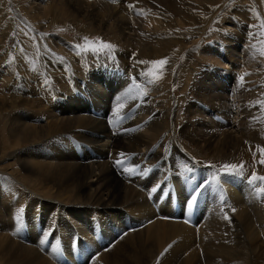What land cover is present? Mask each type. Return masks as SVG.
<instances>
[{
    "label": "bare ground",
    "instance_id": "obj_1",
    "mask_svg": "<svg viewBox=\"0 0 264 264\" xmlns=\"http://www.w3.org/2000/svg\"><path fill=\"white\" fill-rule=\"evenodd\" d=\"M19 1L21 2L22 0ZM63 1H65L66 4L72 3L75 5L77 7L75 10L82 15L87 13L91 14V16L88 15L89 18L87 19H90L96 26L102 27L105 31L108 29L110 30L111 27H115L117 30L114 34H118V36L122 37L120 39H123V41L126 42L125 44L131 42L133 44L134 41L140 42L138 40L141 34L139 33V31H141L140 29L160 31L168 28V26L164 24L167 23L165 16H162V19H159L156 15H161L160 13L150 14V11H148L150 6L152 7V5H155L151 2L152 0H140V2L137 0L138 2L136 3H140L142 8L137 14H130L131 16L127 15L129 11L124 13L123 10H119L120 8L118 9V6L116 7V5L109 4V2L108 4L112 6L109 7L111 15H101L98 14L99 12H96L97 14H92L96 11L94 7L95 5H90V3L84 2L85 0H62V2ZM153 1L158 5L160 1L163 2L165 0ZM213 1L214 3L217 2V0ZM102 2H104V0H102ZM254 2H256V0ZM33 3L35 2L33 1ZM223 3L226 6V1ZM262 3H264L263 0ZM37 4L39 5L41 3ZM134 4L135 2L133 5ZM27 5L23 6L24 9L28 8L26 7ZM140 6H136L135 8ZM31 7L32 6H30V8ZM154 7L152 8L154 9ZM253 7L259 11L258 6L253 5ZM34 8L37 9V7ZM34 8L32 10H34ZM89 8L93 11L92 13L88 11ZM216 8L217 10H220L221 8L222 11V4H219ZM40 11L37 10V12ZM180 11L185 14L182 10ZM42 14L44 13L42 12ZM259 14H262V12ZM33 15H35V13ZM44 15L46 16L47 14ZM82 17L84 18V16ZM180 17V20L177 19L176 24L174 23L175 27L187 23L184 21L187 20V15ZM20 19L27 23L24 18ZM188 19H191V17ZM211 20H213V18ZM72 21L73 19L71 22ZM237 21H235V23L232 22V27L237 26ZM31 22L33 23L34 21L31 20ZM31 22L29 21V23ZM226 22H228V19ZM85 25L87 24L85 23ZM174 25L171 27L174 28ZM238 25H240L241 30V24ZM19 27H21V25L18 26V28ZM232 27L231 30H233ZM37 29L39 30V28ZM228 29H230V27L224 25L222 30L226 33L228 32ZM36 32V30H33V32L29 33H31L32 36L35 37L34 39L41 44L45 39L42 37V40H40V37L36 35ZM236 37L240 38H233L232 40L244 41L245 44H242V48L239 52H236L235 49L229 50V53H232L234 56L232 59L233 64L227 68L225 67L214 71L215 73L212 74L213 77L207 79L204 78L200 81L198 80L197 89L192 87L191 91H188V93H178L177 95L174 93L176 97L170 96V98H165L166 93L157 95L156 93L159 91L157 90L158 88L154 84L153 86V82L150 83L148 81L149 78H147V81H144V88L152 85L151 94L155 95H152L151 98L148 97L149 100L146 104L143 103L144 110L143 108L142 110L144 112L141 116L137 118L133 117L134 119L132 118L131 121L129 120L127 122L122 119L125 122L123 125L128 124L129 126V124H133V122H138V124H140L141 127L138 129L133 128L135 130H133V132L131 131L132 133L130 134L121 132V128L113 127L111 129L104 124L103 117L105 116H103V113L111 107L118 109V106L116 105H119L120 103L122 104V106L120 104L121 109L124 110L134 99L132 96L133 94L130 95V92H128V88H125L124 86V88L117 87L118 80H121V78L118 79L119 73L116 72L118 73L116 74L114 71H112V73L108 69H105V73L88 74L89 78H87V80H84L86 77L81 78L84 80L82 82H85L82 91L84 92V98L86 100L78 94L82 92L76 93V89L74 90L71 88L70 90L67 88L65 89L67 93L65 98L56 101H49V99V103L42 102L37 98L36 103L34 98L30 99L32 96H29V98L21 96L15 100H8L6 97L2 99L0 98V108H2L0 109V264H59L60 259L58 258H61L62 255V248L59 249V244L63 239L69 237L67 236L64 238L63 233L66 232L67 234V232L70 231L76 232L79 239L82 240L81 242H78L81 250V252H79L82 254V257H84L83 254H86L85 252L89 251L88 255L85 256V259L82 257L80 259V253L77 251L76 252L79 256H70L68 253L65 254L66 251H63V255L68 254V256H70V258L68 256V259L66 258L68 261H75L79 258L80 260H77L79 262L78 264H249L248 261L243 262L239 258L242 250H247L250 254L260 258L262 253L260 249L264 248V206L263 201H260L262 204L259 202L257 203L260 199H256L257 201H255V192L253 193L254 187L249 184L246 176L250 173L251 168L253 167V161H251V159L257 158L258 164H261V157L264 159V153L258 149L260 143L257 142V139L264 136V115L259 117V120L251 117L255 115V112H253L255 108L264 109V98H261L258 94L262 90L264 91V55L260 57L257 54V50L261 46L259 47L257 43L248 39L246 35L242 34V36ZM221 40L222 38L220 37L217 44L220 49H226V37H224L225 43L221 42ZM61 41L62 44L59 45L57 39L54 40L53 42L56 45L54 46L56 48L63 47L65 39H61ZM252 45L257 48H252ZM261 49H264V47ZM55 58L56 57L54 56V59ZM50 66L51 65H49V67ZM126 68H129V66ZM243 71H245V73L248 72V76H246ZM236 74H238V78L235 80V76L232 75ZM128 75L125 76L127 79ZM140 77L142 76H139L138 78L141 79ZM132 78L134 77L132 76ZM127 79L126 81H128ZM256 80H259V82L256 83ZM131 83H133V80ZM131 83L129 84L131 85ZM134 83L132 84L133 86ZM148 83L149 86L147 85ZM124 84H121V86ZM136 85L137 83L135 84V87ZM138 90L143 91L144 89L141 90L140 88ZM140 91L136 90V92ZM57 98L60 97L58 96ZM258 98L261 100H257ZM34 102L36 105L32 104ZM15 105L20 107L15 110L16 112L13 113V115H10L7 118L8 115L6 116V110L8 107ZM134 108L135 106L131 109L134 110ZM91 109L92 111H96L95 113L97 115H93L92 113L94 112L90 113ZM113 110L116 111L115 109H112V111ZM135 110L137 112L136 108ZM204 110L209 112V118ZM42 114L44 117L40 116ZM136 114L138 116L139 113ZM214 115H217L218 119L215 118ZM38 116L43 119L41 120L40 118L41 121H38ZM144 119L145 122L141 125L139 121L142 120L143 122ZM116 123H118V121ZM2 128L5 130L4 133L2 132ZM124 131L126 130L124 129ZM72 136H76L82 141L88 143L90 145L89 147L93 149V153L88 154V151H84L85 153L81 154L82 156H80V153L79 155H76L78 153H74L70 145L72 139L73 141L75 140ZM6 137L9 139L6 140ZM177 137L181 141L180 144L183 145V147L190 149L196 156H201L204 160L217 159L222 162L223 165L230 164L227 163L230 160H233L231 163L237 160L238 164L241 161H244L242 165H237L238 168L236 170H228L230 172L227 180L225 182L222 181L224 184L220 189L223 188L225 202L228 201V204H230L229 207H220L222 201H219V207H215V205H218L217 202H214L215 199L212 203H209V195L213 191L215 192L217 188H215L216 186H211L214 185V183L211 184V188H215V190L213 189V191L210 192L208 189L209 183H205L204 181L206 180L205 176L203 177L204 179H200V177L198 179L195 177L197 175V172H195L196 167L200 166L198 163L190 164L189 168H187L188 166L186 164L187 167H183V170L185 169V171L181 169L184 173L178 171L180 168L178 170L175 168L176 170L174 169V172L171 170V174L168 173L171 181L168 183L167 179V183L164 182L166 185L164 184V187L161 185L163 187L160 192L161 200L156 198L155 201H153L155 204L152 203L153 207L155 205V207H158V212H155L156 208L155 211L153 210V207L145 199L144 193L142 194V191L137 188L138 186L136 187L132 184L134 181L132 177V182L129 177V181L121 178L122 175L120 176V170L118 171L116 169L112 160V157L118 155L117 153L121 152L123 154V151L125 150H136L135 152L140 154L142 150L140 148L143 146L146 150L151 148L150 153L158 154L161 141ZM76 142H78V140ZM165 142L167 143V141ZM78 143L80 144V142ZM73 145L77 148L78 144L76 145L74 143ZM176 146L178 147V145ZM180 148L181 146H179L178 149ZM147 151L146 153L149 152ZM143 152L141 153L142 156L144 154ZM258 152L262 154H258ZM186 153L189 155L188 152ZM166 156L168 157V155ZM120 157H122V155ZM134 158L133 160H135ZM137 158H140L139 155ZM174 158L175 157H173V159ZM186 158L188 159V157ZM156 162L158 161L156 160ZM178 163L180 162L178 161L176 164ZM185 163H187L186 160ZM139 164L141 163L139 162ZM143 165L145 166L149 164L144 163ZM158 165V167H160L161 163L159 162ZM171 165H173V163H171ZM138 166L133 167L136 168ZM151 166H153V163ZM141 167L143 166L141 165ZM212 168L210 171H212ZM207 169L208 168H206V170ZM124 170L126 169H123V171ZM164 170L166 169L164 168ZM134 172L135 169L133 173ZM154 173L155 172H153V174ZM161 173L159 174L160 178ZM211 173L212 175H215L213 172ZM251 173H253V171ZM131 174L132 173H129V175ZM159 175H153L154 177L157 176L155 179L156 181L159 179ZM200 175L201 174L198 172V176ZM208 175H210V173ZM249 176L248 178L251 177ZM194 178L198 179L200 182L199 185H196V187L198 186L197 188H195L196 183L193 181ZM211 178L213 179V176ZM143 180L144 179L142 178L141 182H143ZM164 180H166V178ZM211 181L212 180H210V182ZM161 183L163 182L161 181ZM219 184H221V182ZM219 184L218 186L220 187ZM154 186H152V188L157 189ZM157 186L159 187V185ZM152 188L149 187L148 190L151 191ZM220 189H217V192L221 193L222 190L220 191ZM158 191L160 190L157 189V192ZM249 191L251 192L249 193ZM208 192L210 194H208ZM153 193H151L152 195L148 194L153 196L150 199L159 197L155 196L156 194L153 195ZM158 194L159 193H157V195ZM192 195H197V199L196 202L189 207L187 201ZM207 195L209 198L206 197ZM218 195L220 196L221 194ZM219 196L218 198L220 199ZM146 197L148 198L149 196ZM213 197L215 198V195ZM222 197L223 196L221 195V198ZM206 198L208 199V204ZM218 198L216 200H218ZM203 203L207 205L205 206L207 209L202 206ZM230 208L234 211H230ZM15 212H17L18 215L22 212L24 218L23 216H20L18 220V216ZM13 215H16V217H14V222L11 223ZM48 215L53 217V219H56V221H58L57 223H60L61 232H59V228H57L58 230H56V227L54 230L50 228L52 232L49 233L48 238L46 237L47 239L43 242L45 243V247H43L44 249L40 248L43 250L46 249V251L48 250L46 256V252H43L42 250L40 251L39 248L37 249L38 246L36 245L40 244L39 242L42 241L47 232L45 233L44 227L41 229L40 233L35 232L34 228H36L37 223L43 225L42 222L44 220L47 221L46 219H48ZM225 215H227L228 219L224 218ZM221 219L224 220L221 221ZM128 220L133 221L134 223L131 222L132 224L124 227L123 223ZM17 222L20 227H18ZM12 224L17 225V229L19 228L17 232L20 234L15 232L16 226L15 228H12L17 234V238L16 236L10 235L11 232L9 229L11 226H14ZM122 227H124L123 230ZM12 229L11 231L14 233ZM37 229L38 227L36 230ZM119 229L122 230V233ZM117 230H119L121 235H119ZM99 233L102 238L106 240L101 244H98L95 239L96 236L98 240L100 239L98 238ZM58 236L59 239H61L60 242L57 241ZM72 241L73 240L71 239L69 242L73 243ZM165 249H167V251H165ZM69 250L71 251V249ZM73 252L75 253V250H73ZM162 253L163 255H161ZM83 259L84 262L82 261ZM73 263L74 262L71 264ZM259 264L264 263L259 262Z\"/></svg>",
    "mask_w": 264,
    "mask_h": 264
},
{
    "label": "rangeland",
    "instance_id": "obj_2",
    "mask_svg": "<svg viewBox=\"0 0 264 264\" xmlns=\"http://www.w3.org/2000/svg\"><path fill=\"white\" fill-rule=\"evenodd\" d=\"M17 1H19V0H0V98L2 99L4 97H6L8 100H11V99L15 100L16 98L21 97V96L27 97V98H29V96L30 97L32 96V98H30V99L34 98L35 102H36V98H37L42 102L49 103V101H56V100H59V99L61 100V99L65 98V95L67 94L65 91L66 88L69 90H70V88L74 89V90L76 89V91H77L76 93L82 92L83 94L82 93H78V94H80L81 97L84 98V92L82 90L84 88L83 85L85 82H82V81L87 80V78H89L88 76L91 73H105V71L108 69L111 72L114 71V73H116V72L119 73V74L118 73H116V74H118V79L121 78V80L120 79L119 80H120V82L121 81L122 82L120 83L118 80L117 87L119 88V87L124 86L125 88H128L127 89L128 92H130V95L133 94L132 96L135 99V100L133 99L131 104L128 105L129 107L126 106L125 109L123 108L125 111L121 109L122 104L120 103L121 106H120V104L116 105V106H118V109L111 107L112 109H115L116 111H114V110L112 111V109L110 108L111 110L109 109L105 113H103L104 114L103 116H105V117H103V121H104L105 126H107L108 128H111V129L113 127L114 128H116V127L121 128L120 131L125 133V134H130L136 128L138 129L139 127H141L140 124H138V122L137 123L133 122V124L132 123L129 124V126L133 125L134 127L133 126L129 127L128 124L127 125H123V124H125V122H127L129 120L131 121L133 117L137 118V117L142 115V113L144 112L143 111L144 110V104H146L148 102L149 98H151L152 95H155V94H151V90H152V87L154 85L158 88L157 90H159L156 93L157 95L166 93L165 98H170V96L176 97V95L178 93H184V92L188 93V91L190 92L192 87L194 89H197L198 88V83H197L198 80L200 81L204 78L207 79V78L213 77L212 74L215 73L214 71L231 66L233 64L232 59L234 58V56L232 55V53H229V50L235 49L236 52H239L242 48V44L243 43L245 44L244 41L232 40L233 38H240V37H236V36H242V34L246 35V37L248 39L257 43L259 47L261 46L260 48H258L257 54L260 57H262L264 55V49H261L262 47H264V5H263L264 3H262V0H256L257 3L254 2L255 0H245V1L244 0H217V2H219V3H217V2L214 3L213 0H171L172 2L165 0L163 2L160 1V3H158V5L155 1L150 0L152 3L155 4V5H152V7L155 6L156 8L154 7V9H153L150 6L148 8V11H150V14L160 13L161 15H159V14L156 15V17L159 19H162V16H165L167 23H164V24L167 25L168 28H166L165 30H160V31H155V30L153 31L151 29L150 30L140 29L141 31H139V33H141V34H140V38L138 39L140 42L134 41L133 44H132V42L129 44H125L126 42H124L123 39H120L122 37L118 36V34H114L117 30L115 27H111L110 30H112L113 31L112 32L109 29L105 31L102 27L96 26L94 23L91 22L90 19H87V18H89V16H91V14H88L87 12H85V13H87L85 15L80 14L77 10H75L77 7L75 5H73L72 3L66 4L65 1L62 2V0H33L35 3H33L32 0H30V1L29 0H22L21 2L20 1L17 2ZM115 1L114 0H108V1L104 0V2H102V0H85L84 2L90 3V5H95L94 7H95L96 11H94V13H92L93 11L91 10V8H89L88 11L90 13L95 14L96 12L97 13L99 12L98 14H101V15H105V14L111 15L109 7H112V6H110L109 4L116 5V7L118 6V9L120 8L119 10H123L124 13H127L129 11L127 13L128 16H131L130 14H132V15L137 14V12H139L142 8V5L140 3H136V2H138L137 0H128V1L127 0H115ZM131 1H133V2H131ZM209 1H211L212 3ZM224 1H226V3H227L226 6L223 3ZM108 2H109V4H108ZM134 2H135V4H134L135 6L133 5ZM139 2H140V0H139ZM251 2H252V4H251ZM263 2H264V0H263ZM28 3H30V4H28ZM37 3H41V4L38 5ZM213 3H214V5H213ZM161 4H163V5H161ZM219 4H222V8H223L222 11H221V8H220V10H217V8H216ZM25 5H27L26 7H28V8L24 9L23 6H25ZM43 5H44V7H43ZM45 5H46V7H45ZM253 5L258 6L259 7L258 9L260 12H262V14H259L260 12L256 8H254ZM30 6H32V7L30 8ZM136 6H140V7L135 8ZM34 7H37V9ZM33 8H34V10H32ZM42 8H43V10H42ZM48 8H49V10H48ZM133 8H134V10H133ZM170 8L172 9V11ZM98 9H99V11H98ZM37 10L38 11L41 10L44 14H47V15L45 16L44 14H42L41 11L37 12ZM166 10L168 11V13ZM180 10L185 12V14H183ZM100 11H101V13H100ZM174 12H177V13H174ZM34 13H35V15H33ZM209 13H210V15H209ZM184 15H187L188 18L191 17V19L187 18V20H184L187 22L186 24L179 25L178 27H175L174 23L176 24L177 19L180 20V18H181L180 16L184 17ZM82 16H84V18ZM20 18H24V20L30 26L27 23H25L24 21H22ZM212 18H213V20H211ZM72 19H73V21L71 22ZM227 19H228V22H230V23L226 22ZM31 20L34 22L37 21L38 23L37 22L32 23ZM29 21L31 23H29ZM235 21L238 22L237 26L232 27V24L235 23ZM85 23L87 25H85ZM35 24H37V25H35ZM238 24H241V30H240V25H238ZM20 25H21V27L18 28V26H20ZM172 25H174V28L171 27ZM224 25H227V27H230V29H228V32H226V33H225V31L222 30ZM162 26H163V24H162ZM231 27L233 30H231ZM37 28H39V30ZM33 30L37 31L36 35H38L40 37V40H42V37L45 39V40L43 39L44 42L42 41L41 44H39L34 39L35 37L32 36L31 33H29V32H33ZM40 34H41V36H40ZM142 34H143V37H142ZM231 34H232V37H231ZM115 35H117V36H115ZM46 37H49V38H46ZM85 37H87L89 41H93V42L96 41V38H99V41H101V42L112 44L114 46V49L111 52H109L107 50L102 51V52H92L90 50L89 51L78 50L76 48V45L79 44L83 47L86 43L85 39H84ZM116 37H118L119 40ZM220 37L222 38L221 42L225 43V41H226V43H225L226 49H220L219 45L217 44ZM224 37H226L227 40L224 41ZM63 38L65 39L64 46L61 48H59V47L56 48L55 47L56 45L54 44L53 41L57 39V41H58L57 43L59 45H61L62 44L61 39L64 40ZM162 38H164L165 40ZM142 39H144V40H142ZM51 40H53V41H51ZM119 41H120V43H119ZM47 42H49V43H47ZM74 45H75V47H74ZM48 46H49V48H48ZM94 46L99 47V44H94ZM251 47L257 48L254 45H252ZM222 50L223 51L225 50V51L223 52ZM78 52H79V54H78ZM58 54H61V55H58ZM54 56L56 57L55 59H54ZM164 59H166L167 63L163 66L162 70H161L160 65L151 63L153 61H159V60H164ZM107 62L109 65L107 64ZM141 62H149V63H141ZM49 65H51V66L49 67ZM263 65H264V60H263ZM128 66L131 70L129 68H126ZM240 68H242V67H240ZM112 69H114V70H112ZM101 70H102V72H101ZM120 70H121V74H120ZM161 71H162V75L160 76L159 79H156L154 81L155 83L154 82L152 83V85L153 84L154 85L153 86L151 85L150 87L144 88L145 87L144 83L147 81V78H149L148 81H150L153 79V76L160 74ZM111 72H109V73H111ZM243 72H244V74H246V76H248L247 75L248 72L247 73H245V71H243ZM127 73L130 75H128ZM147 73H151L152 75H146ZM85 74H86V76H85ZM127 75H128V79H127V77H125ZM131 75L134 78H132ZM136 75H138V76H136ZM139 76H142L143 80H142V77H140L141 79H139L138 78ZM232 76H235L234 77L235 80H236V78H238V74L232 75ZM76 77H77V79H76ZM83 77H86V78H84V80H82L81 78H83ZM199 78H201V79H199ZM126 79L128 81H126ZM132 80H133V83L135 82L134 86L132 85L133 83H131ZM128 82L131 83V85ZM141 82H142V84H141ZM258 82H259V80H256V83H258ZM56 83H58V84H56ZM136 83H137L136 87L138 86L137 88L138 89L141 88V90L144 89L143 90L144 92L138 90L135 87ZM121 84H124V85L121 86ZM125 85H127V86H125ZM147 85L149 86V83ZM190 85H192V86H190ZM74 86H75V88H74ZM128 86L132 87V88L135 87L136 90L140 91V92H136L135 88L132 89V88H129ZM140 86H142V87H140ZM57 91H58V93H57ZM63 92H64V94H63ZM159 92H161V93H159ZM49 93H51V94H49ZM52 93H55V94H52ZM137 93H139L140 95ZM144 93H146V94H144ZM174 93L176 95H174ZM258 94L261 98H264L263 97V95H264L263 90ZM49 95L52 97H50ZM144 95H147V96H144ZM58 96L60 98H57ZM127 98H128V95H127ZM257 100H261V99L258 98ZM35 102L32 104L36 105L37 102L36 103ZM133 106H135V108L137 109V112H136L135 108H134V110H132ZM19 107L20 106H16V105L8 107V109L5 112L6 116L8 115L7 118L10 115H13V113L16 112L15 110ZM140 107H141V109H140ZM90 108H92V107H90ZM142 108H143V110H142ZM0 109H2V108H0ZM92 109H91L90 113L94 112L92 114L97 115L95 113L96 111H94V110L92 111ZM263 111H264V109H262V108H259V109L255 108V110L253 111V112H255V115L251 116V117L256 118V120H259L258 118L264 115ZM135 112L139 113L140 115L138 114V116H137V114ZM204 112L207 113V116L209 115L208 111L204 110ZM256 112H258V113H256ZM123 115L125 116V118ZM40 116L44 117L43 114ZM110 116H112V117H110ZM41 117H39V116L37 117V118H39L38 121L40 120ZM214 117L217 118L218 116L214 115ZM251 117H249V118H251ZM208 118H209V116H208ZM42 119L43 118H41V120ZM106 119H108V120H106ZM110 119H111L112 123L110 122ZM114 120H116V121H114ZM117 121H118V123H116ZM144 122H145V119L143 120V122H142V120L139 121V123H141V125ZM133 128H135V129H133ZM2 129H3L2 132L4 133L5 130H4V128H2ZM124 129L126 131H124ZM6 138H7L6 140L9 139L8 137H6ZM72 138L75 139L74 140L75 142L73 141ZM72 138H71L72 143L70 145H71V147H72L71 149L74 151V153H78L76 155H79V153H80V156H82L81 154L85 153L84 151H88V154L93 153V151H92L93 149L91 147H89L90 145L88 143L82 141L80 138H78L76 136L75 137L72 136ZM77 140H78V142H80V144L78 142H76ZM165 141H167V143ZM174 142H176V143L178 142V143L176 144ZM180 142L181 141L179 140L178 137L174 138V139L171 138L168 140L161 141V143H160L161 145L159 148L160 151L159 150H158L159 152L157 151L158 154H155V153L152 154V153H150L151 148L147 149L149 151L148 152L145 149V147L141 146V148H140V149H142L141 153L144 151L143 152L144 157L142 156L141 153L138 154L137 152H135L136 150H129V151L125 150V151H123L122 157H120L122 153L119 152V153H117L118 155L116 154L117 159H116V157H112V160L114 162V166L116 167V169L118 171L120 170V173H121L120 176L122 175L121 178L125 179V180L127 179V181H129V179H130L131 182L134 180L132 184L135 185L136 187L138 186L137 188H139L142 191V194L144 193L145 199L150 203V205L152 207H153L152 203H154L153 201H155L156 198L161 200L160 192H161L162 188L164 187V184L167 183V179H168V183H170L171 180L169 179V176H170L169 174L174 172L176 169L178 170L179 168H180V170H178V171L181 172L183 170V167L186 168L188 166L187 168H189L190 164H192V163L193 164L198 163V165L200 164L201 167L200 166L196 167L195 172H197L196 173L197 175L195 177H197L198 179L200 177V179H201L205 176L206 180H204V181H205V183H209L208 186L210 188L208 187V189L210 192H212L213 189L215 190V188L220 189L221 186L224 184V182L227 180V177H228V174L230 171H228V170L226 171L223 168L222 162H220L217 159L216 160H211V159L210 160H204L201 156H196L190 149L183 147V145H181ZM257 142L260 143V145H258V149L262 152V149H264V136L260 139H257ZM74 143L76 145L78 144L77 148H75V146L73 145ZM174 144H175V146H174ZM82 145H84V146H82ZM176 145H178V147ZM78 146L79 147L81 146V147L79 148ZM166 146H167V148H166ZM179 146H181L180 149H178ZM85 147L87 150L85 149ZM161 147H163V148H161ZM174 147H175V149H174ZM78 149H80V150H78ZM173 149H174V151H173ZM181 149H183V150H181ZM145 150L148 153H146ZM90 151H92V152H90ZM177 151H179V152H177ZM186 152H188L189 155ZM165 153H167V154H165ZM259 153L260 152H258V154ZM262 153H264V152H262ZM262 153H260V154H262ZM128 154H129V157H128ZM138 155L140 158H137ZM166 155H168V157ZM162 156H164V157H162ZM180 156H182V157H180ZM156 157H158V158H156ZM170 157L172 158V160ZM173 157H175L174 158L175 160L173 159ZM186 157H188V159ZM133 158L135 160H133ZM192 158H194L195 160ZM139 159H141V160H139ZM261 159H262V157H261ZM115 160L121 161L122 164H124L126 168L121 163H120L121 165L120 164L118 165ZM156 160L158 162H156ZM177 160L180 162V163H178L179 165L176 164L178 162ZM185 160L187 163H185ZM248 160H249V158H248ZM231 161H233V160H230L227 163H230V164L236 163L235 165H242L244 162V161H241L238 164L237 160L235 162H232V163H231ZM251 161H253L252 162L253 167L252 168L250 167L251 171L246 176L248 182L251 178L250 176H252V174H253V173H251L252 171L255 172L258 176L264 175V164H262V165L258 164L257 158L251 159ZM139 162L141 164H139ZM159 162L161 163L160 167H158ZM188 162H189V164H188ZM142 163L143 164L144 163L149 164V165L144 166ZM152 163H153V166H151ZM171 163H173L174 166L171 165ZM138 164H139V166H138ZM182 164H185V165H182ZM186 164H187V166H186ZM249 164H250V161H249ZM141 165L143 167H141ZM154 165L156 168L154 167ZM121 166H122V168H121ZM133 166H138V167L135 168ZM161 166L164 167L166 170H164V168H162ZM167 166H169V167H167ZM211 166L215 169H213ZM120 168L122 169V171ZM141 168H142V170H141ZM159 168H161L162 171ZM206 168H208V169L206 170ZM211 168H212V171H210ZM123 169H126L127 171L126 170L123 171ZM134 169H135V172L133 173ZM143 169H145V170H143ZM154 169H157L158 171L154 170ZM197 169H198V171H197ZM221 169H223V170H221ZM138 170H139V172H138ZM171 170H172V172H171ZM129 171H131V172H129ZM163 171H165V172H163ZM183 171H185V169ZM183 171L181 173H184ZM128 172L132 173V174L129 175ZM143 172H144V174H143ZM153 172H155L154 173L155 175H159L162 172L161 178L159 175L158 176L159 179H157V181H156L155 179L157 176L154 177ZM198 172L201 174L200 176H198ZM211 172H213V174H215V175H212ZM125 173H126V175H125ZM135 173H137V174H135ZM209 173H210V175H208ZM139 174H140V176H139ZM164 174H165V176H164ZM133 176H135V177H133ZM212 176H213L214 180L211 178ZM221 176H223V177H221ZM248 176L250 178H248ZM128 177H129V179H128ZM131 177L133 180L131 179ZM208 177H210V178H208ZM224 177H225V179H224ZM142 178L144 179L143 182H141ZM163 178L164 179L166 178V180H164ZM150 179H152V180H150ZM161 179H163V180H161ZM198 179H195V178H194V180L192 179L196 183L195 188L198 187V186L196 187V185L200 184ZM209 179L212 180L211 181L212 183L210 182ZM161 181L163 183H161ZM222 181H224V182H222ZM220 182H221V184H219ZM153 183L155 186L153 185ZM213 183H214V185H211ZM218 184L220 185V187L218 186ZM146 185H147V187H146ZM150 185L156 187L160 191H158V192H157V190L153 191L154 188H152V186H150ZM157 185H159V187ZM210 185L213 187L214 186H216V187L212 189ZM251 185H252V187H254L253 193L254 192L257 193L255 190L256 189L255 187L256 186L259 187V185H261V182L259 183V181H258V182H256V185H254V186H253V184H251ZM148 186L150 188H152L151 191L148 190L149 189ZM261 186H264V185H261ZM142 189L143 190L146 189V190H144L145 192ZM217 189L215 192L213 191L211 194L208 192V194H210L209 195L210 198L208 197V195L206 197L209 198V203H212V201L215 199L214 202L218 203V205H215V207L216 206L219 207L221 201H222L221 202L222 206L220 205V207H222V208L229 207L230 204H228V201L225 202V195L223 193L224 192L223 188L220 189V191L222 190L221 193L217 192ZM198 191H199V189H198ZM150 192L151 193L154 192L153 195L156 194L155 196H159V197H154V198L150 199L151 197H153V196H151L152 194ZM216 192H217V195H216ZM250 192L251 191H249V193ZM157 193H159V194L157 195ZM255 193H254L255 201H257L256 199H260L259 201H257V203L258 202L260 203V201H263V206H264V200H263L264 194L257 195L258 193L257 194H255ZM148 194H151V195H148ZM218 194H221L223 197L221 198V195L219 196ZM214 195H215V198L213 197ZM260 195H261V197H260ZM146 196H149V197L147 198ZM218 196L220 197L221 200L218 198ZM217 198H218V200H216ZM206 201L208 204L207 198H206ZM260 204H262V203H260ZM155 206L153 207V210L155 211V208H156L155 212H158L159 209H158V207H155ZM202 206L205 209H207V207H205V206H207L205 203H203ZM157 209H158V211H157ZM231 209L232 208H230V211H234L233 209L232 210ZM15 214L18 216V220H19L20 216H23V218H24V215L22 214V212L19 215L17 214V212H15ZM16 215H13V219L11 218V221H12L11 223L14 222L13 220H15L14 217H16ZM49 216L50 215L47 216V218H48V219H46L47 221L44 220L42 222L43 225L37 223V225H36V228L38 227L37 230H36V228H34L35 232L40 233L41 229L44 227L45 233L47 232L46 235L43 237L42 241L39 242L41 245L43 244L42 247L40 244L36 245V246H38L37 249L39 248L40 251L42 250L43 252H46V254H45L46 256H47L48 250L47 251H46V249L43 250L44 249L43 247H45L44 246L45 243H43V242L45 239L48 238L49 233L52 232V230H50V228L53 230L55 229V227H56V230H58L57 228H59V232H61L60 223H57L58 221H56V219H53V217H51V216L49 218ZM222 220H224V219H221V221ZM18 222H17V225H18V227H20ZM45 222L46 223L48 222V223L46 224ZM131 222H133V221H129V220L125 221L123 223V226L126 227V226L132 224ZM12 225H14V224H12ZM17 225L10 227L9 230L11 233H12L11 229L15 228V226H16L15 232L20 234L19 232H17L19 230V228L17 229ZM47 226H49V227H47ZM124 227H122V230ZM12 230L14 232V229H12ZM119 230H117V231L119 232ZM122 230H120L121 233H122ZM15 232L12 234L10 233V235L16 236V238H17V234ZM120 232H119V235H121ZM100 233L98 236V238H100L99 240L97 239V236L95 237L98 244H101V243L106 241V240H104V238H102ZM63 234L65 235V236L63 235L64 238H66L67 236H69V237H67V239H63L62 240L63 242H62L58 236L59 240L57 239V241H59V242L61 241L60 244L58 242V244L60 246L59 249L62 248L61 249L62 250L61 258L57 257L58 259H60L59 264H62V262L64 260H66V261H64L65 264H71L72 262H74V263L76 262L78 264L79 263L78 261L82 257V254L80 253L81 250H80L78 242H81L82 240L79 239V236L77 235L76 232L70 231V232H67V234H66V232ZM74 235H75V237H74ZM71 239L73 240L72 241L73 243L69 242ZM64 240H65V244H64ZM71 244H72V246H71ZM62 246H64V247H62ZM77 246H78V248H77ZM40 248H43V249H40ZM63 248L64 249L67 248V249L64 250ZM69 249H71V251ZM72 249L75 250V253L73 252ZM260 250L262 251L260 258L255 257V255H253V254H250L247 250H242V253L239 256V258L243 262L248 261L249 264H259V262L264 263V248H261ZM63 251L64 252L66 251L65 254L68 253V254H70V256L71 255L77 256L78 255L77 252H78V253H80L79 254L80 256L78 255L80 259L78 258L77 259L78 261L75 259H74L75 261H73V260L68 261L67 259H68V257L70 258V256H68V254L63 255V253H64ZM88 252L89 251L85 252L86 254H83L84 257H82V258L85 259V256L88 255ZM64 256H66V257H64ZM84 259L82 260L83 262H84Z\"/></svg>",
    "mask_w": 264,
    "mask_h": 264
},
{
    "label": "snow or ice",
    "instance_id": "obj_3",
    "mask_svg": "<svg viewBox=\"0 0 264 264\" xmlns=\"http://www.w3.org/2000/svg\"><path fill=\"white\" fill-rule=\"evenodd\" d=\"M85 39V45L82 47L81 45H76V48L78 50H82V51H92V52H102V51H109L111 52L113 49H114V46L110 43H104V42H101L99 41V38H96V41H89L87 37L84 38ZM94 44H99V47H96L94 46ZM79 54V52H78ZM141 63H149V62H141ZM153 64H158L161 66V70L163 68V66L167 63L166 59L164 60H159V61H153L151 62ZM146 75H152L151 73H147ZM162 75V71L160 74H157L155 76H153V79L150 80L149 82L152 83L154 82L156 79H159L160 76ZM262 152H264V149H262ZM123 155V154H121ZM116 163L119 165L121 163V161L117 160ZM261 164H264V159H261L260 161ZM242 167V166H241ZM223 168L227 171V170H236L238 168L237 165L235 164H225L223 165ZM259 181L261 182L262 185H264V176H258L255 172H253L250 180H249V183L250 184H253L255 185L256 182ZM154 191L157 190V189H153ZM256 192L258 194H264V186H259V187H256ZM170 195V194H169ZM198 195V194H197ZM197 195H192L190 197V199L187 201V204L189 207L192 206V204H194L196 202V199H197ZM225 219H228L227 215H225L224 217ZM165 251H167V249H165ZM163 255V253L161 254Z\"/></svg>",
    "mask_w": 264,
    "mask_h": 264
}]
</instances>
